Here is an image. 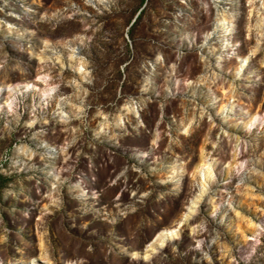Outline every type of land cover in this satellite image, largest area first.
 <instances>
[{"label":"rangeland","instance_id":"1","mask_svg":"<svg viewBox=\"0 0 264 264\" xmlns=\"http://www.w3.org/2000/svg\"><path fill=\"white\" fill-rule=\"evenodd\" d=\"M0 89V264H264V0H0Z\"/></svg>","mask_w":264,"mask_h":264},{"label":"bare ground","instance_id":"2","mask_svg":"<svg viewBox=\"0 0 264 264\" xmlns=\"http://www.w3.org/2000/svg\"><path fill=\"white\" fill-rule=\"evenodd\" d=\"M218 27V26H217ZM219 28V27H218ZM244 65L247 63V59L243 60L242 62ZM83 67L79 69V73H82ZM27 87H30V84L27 85ZM35 87V86H34ZM33 87V88H34ZM17 88V87H16ZM1 90V89H0ZM188 217V216H187ZM181 227V226H180ZM179 235V230L177 228L174 229H165L158 234L157 242H163L165 240H175ZM160 246V245H159Z\"/></svg>","mask_w":264,"mask_h":264}]
</instances>
